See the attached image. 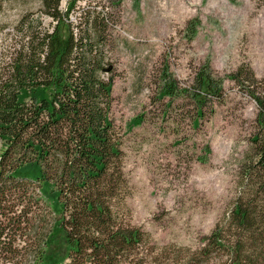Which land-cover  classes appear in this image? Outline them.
Segmentation results:
<instances>
[{
    "label": "trees",
    "instance_id": "1",
    "mask_svg": "<svg viewBox=\"0 0 264 264\" xmlns=\"http://www.w3.org/2000/svg\"><path fill=\"white\" fill-rule=\"evenodd\" d=\"M80 1L64 11L63 0H41L56 24L43 29L24 16L0 64V264H264V81L243 69L229 77L246 84L259 110L254 158L230 214L196 249L158 247L120 208L123 152L107 61L113 17L90 8L75 25ZM160 82L159 101L190 94L168 70ZM196 84L198 126L206 101H222L224 79L206 64Z\"/></svg>",
    "mask_w": 264,
    "mask_h": 264
},
{
    "label": "rangeland",
    "instance_id": "2",
    "mask_svg": "<svg viewBox=\"0 0 264 264\" xmlns=\"http://www.w3.org/2000/svg\"><path fill=\"white\" fill-rule=\"evenodd\" d=\"M107 1L81 0L71 18L77 25L90 8L113 17L107 61L123 152L124 220L158 247L196 249L230 214L254 158L259 110L246 84L229 77L243 69L264 81V0H114L117 8ZM41 5L0 0V64L20 41L24 16L52 26ZM206 64L224 79V95L206 101L195 126L200 105L192 95ZM163 70L190 94L159 101Z\"/></svg>",
    "mask_w": 264,
    "mask_h": 264
},
{
    "label": "built area",
    "instance_id": "3",
    "mask_svg": "<svg viewBox=\"0 0 264 264\" xmlns=\"http://www.w3.org/2000/svg\"><path fill=\"white\" fill-rule=\"evenodd\" d=\"M49 19H50L51 25H55L56 24L51 18H49ZM72 21H73V19H72ZM48 29H50V27H48Z\"/></svg>",
    "mask_w": 264,
    "mask_h": 264
}]
</instances>
